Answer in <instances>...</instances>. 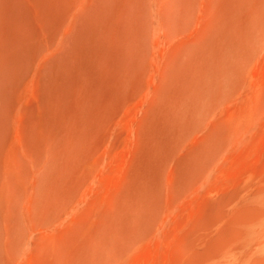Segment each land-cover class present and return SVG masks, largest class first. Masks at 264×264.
<instances>
[{
	"label": "bare ground",
	"instance_id": "6f19581e",
	"mask_svg": "<svg viewBox=\"0 0 264 264\" xmlns=\"http://www.w3.org/2000/svg\"><path fill=\"white\" fill-rule=\"evenodd\" d=\"M0 264H264V0H0Z\"/></svg>",
	"mask_w": 264,
	"mask_h": 264
}]
</instances>
